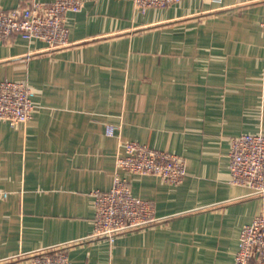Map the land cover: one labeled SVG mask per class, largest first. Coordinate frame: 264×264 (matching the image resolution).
<instances>
[{
  "label": "crops",
  "instance_id": "1",
  "mask_svg": "<svg viewBox=\"0 0 264 264\" xmlns=\"http://www.w3.org/2000/svg\"><path fill=\"white\" fill-rule=\"evenodd\" d=\"M263 21L264 0L144 11L84 0L66 15L69 46L0 42V82L26 79L35 92L28 123L0 119V264L62 244L70 264H234L242 227L264 208V196L231 183L229 156L233 136L264 132ZM121 140L184 157L187 174L171 184L121 171L159 221L92 237L93 192L112 187Z\"/></svg>",
  "mask_w": 264,
  "mask_h": 264
},
{
  "label": "built area",
  "instance_id": "2",
  "mask_svg": "<svg viewBox=\"0 0 264 264\" xmlns=\"http://www.w3.org/2000/svg\"><path fill=\"white\" fill-rule=\"evenodd\" d=\"M141 11L151 6H163L175 0H132ZM84 0H23L12 9L0 7V42L13 35L24 39H41L50 49L69 46L66 15L80 11ZM264 30V21L262 22ZM264 32V31H263ZM35 92L26 80L5 79L0 82V119L11 125L26 124L33 117ZM118 126L108 125L113 135ZM230 181L251 188L264 196V132L241 133L231 138ZM121 171L141 175H157L177 184L187 174L184 157L168 149H156L133 140H121L115 156L112 187L95 190L94 232L92 237L113 240L117 235L150 226L159 221L154 203L132 193L129 181ZM8 192L0 190V197ZM31 264H70L68 245H55L28 254ZM234 264H264V208L252 222L244 225Z\"/></svg>",
  "mask_w": 264,
  "mask_h": 264
}]
</instances>
